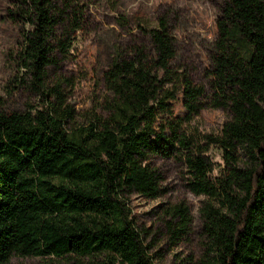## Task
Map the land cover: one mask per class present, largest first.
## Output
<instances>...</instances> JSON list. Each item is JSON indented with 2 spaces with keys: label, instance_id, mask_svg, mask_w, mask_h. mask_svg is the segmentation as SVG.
Returning a JSON list of instances; mask_svg holds the SVG:
<instances>
[{
  "label": "trees",
  "instance_id": "16d2710c",
  "mask_svg": "<svg viewBox=\"0 0 264 264\" xmlns=\"http://www.w3.org/2000/svg\"><path fill=\"white\" fill-rule=\"evenodd\" d=\"M101 4L0 0V32L11 44L9 84H27L39 95L37 106L25 108H7L0 98V264L16 257L155 264L150 233L136 223L130 197L162 194L156 157L183 161L192 191L206 197L200 209L206 246L196 264H264V0L219 4L208 77L212 106L230 117L220 134L201 136L182 131L167 102L179 91L190 116L206 98L203 86L172 67L177 46L169 9L116 18L130 39L106 50L103 79L112 95L106 115L73 124L68 95L47 79L89 32L92 6ZM212 147L223 152L218 172ZM168 214V231L180 239L189 208L179 204Z\"/></svg>",
  "mask_w": 264,
  "mask_h": 264
},
{
  "label": "rangeland",
  "instance_id": "374dc122",
  "mask_svg": "<svg viewBox=\"0 0 264 264\" xmlns=\"http://www.w3.org/2000/svg\"><path fill=\"white\" fill-rule=\"evenodd\" d=\"M221 0H102V4L92 6L91 29L79 40L68 59L61 67L53 69L47 79V86L60 84L68 95V101L76 110L74 125H88L96 115L105 116V107L112 95L107 89L103 70L108 48L120 40L126 42L130 34L124 33L116 24L118 17L154 14L164 9L174 12L177 53L172 67L176 73H185L195 84L206 89L204 107L188 115L184 106V96L173 83L167 84L176 97L170 103L175 117L183 121L181 130L187 134L201 136L220 134L230 113L223 108L213 107V91L210 87V52L218 35L217 20L220 16ZM113 4L118 12L112 11ZM7 33L0 32V98L7 108L37 106L39 95L27 84H9L11 73L5 66V53L10 46ZM22 72V71H21ZM17 71L13 73L21 75ZM160 124L164 119L160 117ZM203 144V142H202ZM209 156L217 172L224 167L223 152L212 147ZM155 168L161 173L162 194L155 199L140 195L130 197V206L139 227L148 229V242H152L151 255L155 264H196L205 252L206 239L200 213L205 196L196 195L191 187V175L183 161L175 157H156ZM179 204L189 208L191 222L188 231L180 239L171 237L167 222L168 212ZM176 221V220H175ZM10 264H39L34 258H14Z\"/></svg>",
  "mask_w": 264,
  "mask_h": 264
}]
</instances>
